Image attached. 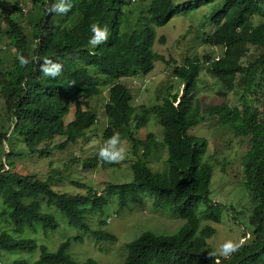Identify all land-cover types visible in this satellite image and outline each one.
<instances>
[{
    "label": "trees",
    "instance_id": "trees-1",
    "mask_svg": "<svg viewBox=\"0 0 264 264\" xmlns=\"http://www.w3.org/2000/svg\"><path fill=\"white\" fill-rule=\"evenodd\" d=\"M56 2L32 0V9L37 12L33 27L23 25L21 16L4 11L7 34L15 50L13 61L0 68L5 115L33 154L49 153L41 145L54 137L64 138L56 146L58 149L76 142L98 120L88 99L103 91L104 80L74 57L91 54L111 68L113 82L104 108L108 119L104 137L118 133L129 137L133 179L120 184L110 182L102 193L80 184L86 193L71 195L53 188L52 184L60 182L61 177L41 179L21 174L6 169L1 162L0 264H96L93 258L76 260L70 252L73 241H84L80 234L68 236L51 251L29 233L59 228L53 208L68 218L69 225L91 232L87 217L103 214L112 195H116L120 208L144 207L147 192L153 196L154 207L184 223L172 233H140L128 244L125 264H264V0H224L212 11L210 22L215 28L205 36L208 44L224 49L219 57H205L218 79L219 92L227 95L238 88L239 75L244 78L240 96L244 107L234 129L238 136L251 140L243 160L244 183L261 208L253 240L228 258L207 249L216 228L203 222H219L222 210L211 198L213 166L203 159L207 140L189 134L205 117L224 116L229 111L224 102L203 110L197 94L203 61L194 56L176 65L173 72L184 85L182 94L169 90L152 107L133 105L131 89L120 83L122 77L151 73L157 61L165 60L154 49L156 29L173 19L180 2L148 0L134 8L132 0H71L72 7L65 14L50 11ZM93 23L106 26L109 33L108 39L95 47L88 43ZM251 47L259 53L254 61L244 64L243 58ZM21 56L29 62L21 64ZM45 59L61 63L57 77H44L40 67ZM152 116L163 128L162 140L153 132L144 138L137 135ZM5 139L7 133L0 131V144ZM164 147L167 157L163 170L153 171L150 161ZM200 201H204V207ZM106 221L100 218L98 223L105 226ZM92 235L99 242L117 240L115 234L102 228L92 231ZM37 251V258L26 256Z\"/></svg>",
    "mask_w": 264,
    "mask_h": 264
},
{
    "label": "rangeland",
    "instance_id": "rangeland-1",
    "mask_svg": "<svg viewBox=\"0 0 264 264\" xmlns=\"http://www.w3.org/2000/svg\"><path fill=\"white\" fill-rule=\"evenodd\" d=\"M147 1L132 0V7L138 8L140 4ZM223 1L178 0L180 2L178 13L166 25L156 29L157 41L154 44V49L163 54L165 60L157 61L151 73L122 77L120 83L126 84L131 89L133 105L145 104L152 107L160 103L169 90L182 94L184 85L173 72L176 65L183 64L186 58L194 56L200 57L203 61L197 89L203 110L205 107L224 102L229 106V111L224 116L205 117L197 126L189 130V134L207 140L203 159L208 160L213 166L211 198L222 210L219 222L213 220H204L203 222L216 228V233L208 240L207 249L221 258H228L253 240L255 230L259 226L261 208L244 183L243 160L250 149L251 140L248 137L238 136L234 129V123L239 121V112L244 107L240 100V96L243 94L244 78L239 75L237 78L238 88L227 95H222L219 92L220 87L216 75L211 72L208 63L205 62L206 56L216 58L221 56L224 51L222 46L210 45L205 40V36L215 28L210 22L212 11H215ZM2 2L0 3V24H2L0 68L11 63L15 54L7 34L9 27L3 18L5 9L12 12L13 15L21 16L20 22L26 27H33L32 23L37 18V12L32 9V0H2ZM16 5H18L17 8ZM32 12H34V16H32ZM260 18V16L257 17L258 22ZM163 38L164 42H162ZM258 53L255 47H251L243 58V63L248 64L254 61ZM74 57L104 80V84L101 85L102 94L88 99L90 107L97 112V122L83 137L76 142L68 143L64 149L56 148L64 140L62 136H58L41 145V148L49 150V153L33 154L26 146L24 137L15 131L12 120L6 117L5 102L0 94V131H4L8 135V139L0 144V163L3 162L6 169L21 174H33L41 179H46L49 176L61 177L60 182L52 184L53 188L71 195L86 193V189L80 187V184L102 193L110 182L120 184L133 179L129 154L132 144L129 137L118 133L119 146L124 149V158L118 162H109L99 157L98 151L107 140L104 137V129L108 119L104 108L108 100L109 88L113 82L112 71L108 64L97 62L91 54H76ZM262 100L264 103V99ZM72 117L73 111L68 119L70 120ZM150 132L162 140L163 128L156 123L153 116L138 131L137 135L144 138ZM166 157V148L160 149L150 161L153 171H161ZM86 164H91V166L86 167ZM144 196L147 201L144 207L129 205V207L120 208L116 195H112L103 214L87 217L92 231L102 228L115 234L117 240L96 241L92 231L84 233L79 228L69 225L68 218L54 208L52 211L57 215L59 228L49 229L47 233L40 228L29 235L36 238L39 244H45L49 250L54 251L59 243L68 236L80 234L84 241H73L70 248V252L76 260L86 261L93 258L96 260V264H125L126 256L129 253L128 244L140 233L146 230L172 233L184 223L183 219L154 207L153 196L148 192L144 193ZM199 204L205 206L204 201H200ZM100 218L106 219L107 225H99ZM228 240L243 241V244L230 255L223 256L219 253V247ZM37 255L38 251L33 255L26 254L32 259L37 258Z\"/></svg>",
    "mask_w": 264,
    "mask_h": 264
},
{
    "label": "clouds",
    "instance_id": "clouds-1",
    "mask_svg": "<svg viewBox=\"0 0 264 264\" xmlns=\"http://www.w3.org/2000/svg\"><path fill=\"white\" fill-rule=\"evenodd\" d=\"M72 7L71 0H57L54 3L50 11L65 14ZM91 36L88 40L89 45L95 47L96 45L101 44L105 40L108 39V29L106 26H101L96 23H93L90 26ZM20 63L25 64L28 63V59L21 56L19 57ZM41 72L46 78H54L57 77L62 70V65L58 61H54L52 59H45L40 67ZM120 145V139L118 135H112L109 137L104 145L100 147L98 151L99 157L109 162H118L119 160L124 158V149ZM243 241L233 242L231 240L225 241L219 247V253L223 256L230 255L232 252L236 251L241 245Z\"/></svg>",
    "mask_w": 264,
    "mask_h": 264
}]
</instances>
